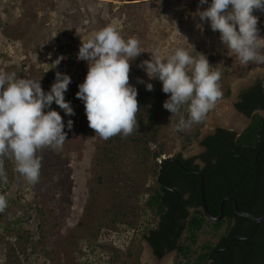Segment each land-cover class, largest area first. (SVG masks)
<instances>
[{
	"label": "rangeland",
	"instance_id": "374dc122",
	"mask_svg": "<svg viewBox=\"0 0 264 264\" xmlns=\"http://www.w3.org/2000/svg\"><path fill=\"white\" fill-rule=\"evenodd\" d=\"M198 6L199 0H0V72L40 82L45 92L51 89L57 71L69 75L72 82L65 100L75 111L68 116L52 104L63 118L67 140L59 151L45 148L37 153L42 163L38 183L29 184L14 170L12 161L9 167L4 160L6 179H0V197L6 207L0 211V264H150L145 261L147 253L157 263L171 258L172 264H189L179 263L175 252L157 260L143 238L156 225L157 216L145 208L148 188L155 186V179L151 174L154 161L142 149L154 152L164 145L158 162L179 154L198 157L201 141L218 126L225 127L239 95L256 80H264V65H242L235 60L220 42L219 32L195 16ZM253 15L259 17L264 37V13L256 10ZM198 23L203 26L198 28ZM108 25L125 40L137 38L145 51L130 62L129 74L130 84L138 90L136 119L142 113L145 120L137 123L147 134L143 148L137 146L133 133L126 138L117 135L119 142L112 137L109 144V139L95 136L84 103L76 96L88 72V62L77 59L81 40L87 41ZM177 48L197 58L204 54L211 70L222 73V97L202 122L183 131L175 127L179 116L163 107L169 94L162 91V82L149 80L137 67L157 49L167 56ZM237 65L249 70L236 77ZM137 77L152 83L154 90L138 84ZM185 109L181 115L187 118ZM153 115L151 122L147 116ZM239 118L242 121L237 124L244 128ZM68 120L73 121L71 130ZM156 125L158 132L152 133ZM185 134L197 137L188 142ZM103 147L109 148L101 157ZM224 229L214 235L207 226L195 250L203 244L214 245Z\"/></svg>",
	"mask_w": 264,
	"mask_h": 264
},
{
	"label": "clouds",
	"instance_id": "9594fccd",
	"mask_svg": "<svg viewBox=\"0 0 264 264\" xmlns=\"http://www.w3.org/2000/svg\"><path fill=\"white\" fill-rule=\"evenodd\" d=\"M206 4L208 7L201 10ZM256 10L264 12V0H211L210 4L209 0H199L194 14L210 24L213 32H219L220 42L240 64L264 65V37L260 36L259 17L253 15ZM202 26L197 24L198 28ZM143 52L137 38L125 40L112 25L87 41L81 40L77 59L88 62V72L76 96L84 103L95 136L103 140L117 135L126 138L136 129L138 90L130 84V62ZM137 67L146 72L149 80L162 82V91L169 94L163 107L172 116H179L177 131L202 122L223 95L219 85L222 73L211 70L202 53L197 58L177 48L162 56L157 49ZM71 82L69 75L57 71L51 89L45 92L40 82L0 72V179H6L7 158L29 184L38 183L42 163L37 153L45 148L59 151L67 140L63 118L51 106L55 103L66 115H75L65 100ZM137 83L146 84L148 91L154 90L152 83L140 77ZM184 106L187 118L181 115ZM67 127L71 130L72 120H68ZM193 164L201 170L205 166L200 160H193ZM5 207L6 200L0 197V211Z\"/></svg>",
	"mask_w": 264,
	"mask_h": 264
},
{
	"label": "trees",
	"instance_id": "16d2710c",
	"mask_svg": "<svg viewBox=\"0 0 264 264\" xmlns=\"http://www.w3.org/2000/svg\"><path fill=\"white\" fill-rule=\"evenodd\" d=\"M248 70L247 66L237 65L233 74L236 77H242ZM226 94L227 96L230 94L229 88ZM236 108L246 115H250L256 109L264 110L263 88L257 85L246 90L236 104ZM143 118V114L139 113L137 123L144 124ZM147 119L153 122L155 118L153 115L147 116ZM157 126L153 128L152 133L158 132ZM146 135L143 127L140 124L137 125L133 136L138 147L146 146L148 143ZM185 136L188 142H192L196 139L197 134H185ZM119 138L120 136H115V141L119 142ZM112 141L110 138L107 144ZM202 145L207 149L202 155L207 162V167L204 170L206 176L205 198L212 214L218 215L223 198L232 195L238 200H245L241 202L245 204H242L245 208L248 207L246 206L248 205L247 201L252 202L254 204L252 212L256 216L264 215V150L258 154L264 147V117L256 114L250 126L238 138L235 133L218 129L216 134L207 137ZM138 147L137 149H140ZM103 148L100 153L101 157L105 156L104 151H107L109 147ZM143 150L145 156L154 161L151 174L155 179V186L148 188L149 196L145 202V208L155 211V215L161 218L160 224L149 229L143 238L152 245L158 257L165 255L164 247L166 246L167 251L177 249L179 263L264 264V223L260 224L253 234L255 223L248 218L238 216L228 206L225 208V220L210 223L202 211L200 178H197L196 184H192V188L187 190L183 185L191 179L190 174H186L187 171H183L174 163L164 168V164L168 163L167 159L158 162V159L165 153L164 145L154 152L148 149ZM213 161H215L214 164ZM6 164L10 167L11 161L7 158ZM161 171L162 174L177 172L180 175L178 182H165L161 177L162 182L159 183L157 179ZM232 190L234 193L228 194ZM187 191L190 192V197L184 200L181 196ZM36 197L41 198L39 193L36 194ZM41 202L43 203V200ZM179 202L177 212L174 213L175 206ZM166 206L167 210L165 211ZM191 206L196 208L192 213L188 211ZM233 217L238 223L230 228ZM210 225L215 231V235L224 228L228 232L221 234L218 242L214 245L203 244L197 252L194 247L198 243L200 234ZM247 237L249 238L246 239ZM178 241L180 244L177 246ZM211 259H213L212 263H210Z\"/></svg>",
	"mask_w": 264,
	"mask_h": 264
},
{
	"label": "flooded vegetation",
	"instance_id": "af4514ba",
	"mask_svg": "<svg viewBox=\"0 0 264 264\" xmlns=\"http://www.w3.org/2000/svg\"><path fill=\"white\" fill-rule=\"evenodd\" d=\"M257 85H260L262 88H263V90H264V80H256L255 82H254V84L252 85V86H250L249 88H247L246 90H248V89H251L252 87H255V86H257ZM246 90H244L240 95H239V98H238V101H237V103L240 101V99H241V96H242V94L246 91ZM236 103V104H237ZM236 104H235V107H236ZM237 109V108H236ZM257 110H260V111H257ZM234 111V110H233ZM238 111V110H237ZM256 114H258V115H260V116H262V117H264V110L263 109H256V110H254L250 115H246L245 113H243V112H240V111H238V114H237V112L235 113L234 112V115H236L237 117H242L243 118V122H244V124H245V129L244 130H246L249 126H250V124L252 123V121H253V117L256 115ZM241 121H242V119H241ZM227 128V129H226ZM228 128H232V129H236L235 128V125H232L231 127H217V129L212 133V134H209V135H207L205 138H203V140L201 141V144H200V147H201V149H202V153L198 156V157H194V156H189L190 158H188V159H185L184 157L185 156H183V155H176V156H173L174 157V161H170V162H168V163H165L164 164V168H166L167 166H169L171 163H174V164H176V165H178L183 171H184V169H183V167L186 169V174H190V178L192 179V181H193V183H192V181H191V179L189 180V182H187V183H184L183 185L187 188V190H189V189H191L192 188V184L194 185V183L196 184V182H197V178H200V176L198 175V173H202L203 175H204V177L206 178V176H205V174H204V170L206 169V167H207V162L203 159V157H202V155L207 151V149H206V147H204L203 145H202V143H203V141L207 138V137H209V136H213V135H215L216 134V132H217V130L218 129H223V130H226V131H228V132H231V131H229L228 130ZM238 129H241V128H238ZM231 133H235V135H236V132H231ZM237 138V137H236ZM170 158V157H169ZM264 158V157H263ZM193 160H200V161H203V163H204V167H203V169L201 170V168L198 166V165H194L193 164ZM214 162L215 161H213V164H214ZM253 164H255V162H253ZM163 168V169H164ZM190 168H192V169H190ZM196 168V169H195ZM165 174V175H164ZM164 174H162V171H161V173L159 174V176H158V182L159 183H161L162 181H161V177H163L164 178V180H165V182H167V181H173L174 183H176V182H178V178L180 177V175L177 173V172H174L173 174H171V173H169V172H167V173H164ZM193 176H195V177H193ZM165 186V185H164ZM177 190V189H176ZM230 193H234V190H232V191H230L228 194H230ZM227 196H231V197H233V198H235L237 201H238V203H239V209L242 211V212H246V213H250V214H253V212H252V208L254 207V204L251 202H248L247 201V204L248 205H246V206H248V207H244L243 205H245V204H243V203H241V202H244L245 200H238V198H236V197H234V196H232V195H227ZM227 196H225V197H227ZM184 200H187V199H189V197H190V192L189 191H187L186 193H184L183 194V196H181ZM224 197V198H225ZM223 198V199H224ZM222 202V201H221ZM180 204V202L175 206V209H174V213H176L177 212V207H178V205ZM243 204V205H242ZM253 204V205H252ZM226 206H228L229 207V209L231 208L234 212H235V210H234V207H233V204L231 203V202H227L226 204H225V207H224V214H225V217H224V220L226 219V213H225V208H226ZM256 206V205H255ZM167 210V206L165 207V211ZM196 210V208L195 207H189L188 208V211L190 212V213H192V212H194ZM210 210V209H209ZM202 211H203V208H202ZM218 212H219V214L218 215H215V214H213L215 217H218L219 215H220V206H219V210H218ZM212 213V212H211ZM236 213V212H235ZM253 215H255V214H253ZM239 216V215H238ZM256 216V215H255ZM257 217H259V216H257ZM245 218V217H244ZM209 221V220H208ZM160 222H161V218L159 217V216H157V222H156V225H159L160 224ZM210 223H214V222H211V221H209ZM237 221H236V218H232V221H231V223H230V228H233L234 226H236L237 225ZM210 227H211V225H210ZM228 232V230L225 228L224 229V232L223 233H225V232ZM226 232V233H227ZM220 233V232H219ZM214 235H215V233H214ZM219 240V239H218ZM218 240H217V242H218ZM146 242H147V245H148V247L150 248V250H151V253H152V255L157 259V260H161V259H163L167 254H170V253H172V252H175L176 253V257H177V255H178V251H177V249H174L173 251H167V249H166V246L164 247V250H165V255H163L162 257H158L156 254H155V251H154V249H153V247H152V245L146 240ZM216 242V243H217ZM180 244V241H178L177 242V246ZM222 250H225V249H222ZM217 253H218V251H217ZM221 256V255H220ZM222 257V256H221ZM171 262H172V260H171ZM213 262V259H211L210 260V263H212ZM172 264V263H171Z\"/></svg>",
	"mask_w": 264,
	"mask_h": 264
},
{
	"label": "water",
	"instance_id": "95a60500",
	"mask_svg": "<svg viewBox=\"0 0 264 264\" xmlns=\"http://www.w3.org/2000/svg\"><path fill=\"white\" fill-rule=\"evenodd\" d=\"M234 111L237 112L238 114V111L236 109V107L234 106ZM227 129V128H226ZM245 128H242V129H230L228 128L229 131L231 132H236V137L238 138L244 131ZM264 150V147L258 152V154L261 153V151ZM163 160H166L163 158ZM167 161H174V157H170L167 159ZM183 169L186 171V169L183 167ZM198 175L200 176V198H201V204H202V208H203V214L205 216V218L211 222H214V223H218L222 220H224V217H225V214H224V207H225V204L227 202H231L233 204V207H234V210L236 212L237 215L241 216V217H245V218H248L250 219L251 221H253L255 223V229H254V232L253 234L257 231L258 227L260 224L264 223V215L260 216V217H257L253 214H250V213H246V212H242L240 209H239V203L238 201L231 197V196H227L225 197L221 204H220V215L218 217H215L211 211L209 210V207L207 205V201H206V198H205V177L202 173H198ZM249 237H247L246 239H248Z\"/></svg>",
	"mask_w": 264,
	"mask_h": 264
},
{
	"label": "bare ground",
	"instance_id": "6f19581e",
	"mask_svg": "<svg viewBox=\"0 0 264 264\" xmlns=\"http://www.w3.org/2000/svg\"><path fill=\"white\" fill-rule=\"evenodd\" d=\"M242 85V83H240L238 86H237V90H238V88H239V86H241ZM221 118V117H220ZM238 122H241V118H239V117H237L236 115H230V116H228L226 119H225V121H224V123H223V125L225 126V127H231L232 125H235V128L236 129H238L239 128V125L237 124ZM242 129V128H241ZM145 261H147L148 263H150V264H171L172 262H171V258H167V259H163L161 262H155L154 260H153V258L149 255V253H147L146 255H145Z\"/></svg>",
	"mask_w": 264,
	"mask_h": 264
}]
</instances>
